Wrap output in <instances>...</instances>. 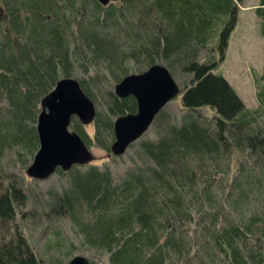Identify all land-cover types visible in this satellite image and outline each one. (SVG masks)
I'll return each instance as SVG.
<instances>
[{"label": "trees", "instance_id": "16d2710c", "mask_svg": "<svg viewBox=\"0 0 264 264\" xmlns=\"http://www.w3.org/2000/svg\"><path fill=\"white\" fill-rule=\"evenodd\" d=\"M240 1L0 0V97L6 102L0 114V264L43 262L28 235L35 211L24 210L30 204L25 171L38 147L32 124L59 78L70 77L73 63L85 68L87 62L94 70L103 63L114 82L127 74V62L137 71L164 63L189 76L178 94L185 113L179 123L163 109L157 114L155 138L137 144L150 165L126 170L117 185L107 170L88 163L57 169L68 188L59 196L49 191L48 208L69 217L80 243L101 252L107 264H264V122H258L264 120V67L253 76L257 106L251 109L212 55L222 53ZM254 11L264 38V0ZM73 36L78 45L71 51ZM202 50L211 53L204 61L198 60ZM75 79L94 103L87 82ZM105 97L107 113L95 114L92 125L110 153L113 120L135 112V101L113 90ZM206 108L213 116H201ZM74 124L89 147L82 124ZM53 235L58 247L59 229ZM72 249L70 241L65 254ZM48 262L62 264L54 256Z\"/></svg>", "mask_w": 264, "mask_h": 264}, {"label": "rangeland", "instance_id": "374dc122", "mask_svg": "<svg viewBox=\"0 0 264 264\" xmlns=\"http://www.w3.org/2000/svg\"><path fill=\"white\" fill-rule=\"evenodd\" d=\"M258 4V0H241L237 4V14L235 23L232 31L229 34L226 45L222 49L221 54L213 52L212 55L215 57L214 66H216L217 71H219L222 77L226 80L229 86L232 88L238 99L242 104L247 107L254 109L257 106L255 98V83L254 74L259 76L264 67V38L258 33V20L255 15V7ZM122 25V24H121ZM107 26L103 27L106 33H110ZM122 28V26H120ZM72 28H75L72 26ZM12 30V29H11ZM82 32V30H81ZM75 34V33H74ZM10 38H14L12 34H8ZM2 33L0 31V37ZM20 36V35H19ZM32 35L28 34V38L31 39ZM14 39L15 41L22 42V37L18 36ZM68 43L69 49L72 51L75 45H78L74 41V36ZM1 39V38H0ZM28 42V40H27ZM211 53H207L206 50L200 52V61H204L209 57ZM219 55V56H218ZM95 69L92 63L87 62L85 68H79L76 63H73V67L70 73V77L77 79H84L90 91L95 96L94 106L95 114L97 113H107V102L105 97V91L114 90V86L117 82H114L111 77L107 76V72L103 69V63L97 62ZM217 64V65H216ZM165 66L179 89L182 90L185 83H188L190 79L189 76L182 74L181 72H172L164 63L160 64ZM128 71L127 74L131 73H141L144 70L137 71L134 67H131L130 63L127 62ZM126 74V75H127ZM99 76L101 80H98L96 76ZM124 77V76H123ZM60 77L59 79H61ZM93 78V82L90 81ZM90 81V82H89ZM97 83L96 89L94 85L89 84ZM180 93V92H179ZM181 95H177L172 101H169L163 108L165 115L169 119L173 120L175 123H179L181 118L184 116L185 110L182 109L180 104ZM6 102L3 97H0V114L2 109L5 107ZM41 109V107H40ZM39 109V110H40ZM39 111H37L38 114ZM35 113V115H37ZM213 112L209 109H202L201 116L211 117ZM36 120V117H35ZM75 118L71 119L68 129L70 131H75ZM259 124H263L264 120L259 117ZM93 121L88 124L82 125L85 134L90 139V146L88 150L90 152V159L87 161L89 165L95 166L98 170H107L109 177L113 182V185H117L118 182L123 178L126 170H135L137 168H145V166L150 165V163L145 159L144 154H139L138 143L144 140H153L155 138V133L157 131V123L151 124L148 130L136 141H134L126 151L118 157L111 155L106 151L104 147L107 144L100 143L95 138V131L92 125ZM36 124V121H35ZM35 124L34 126L35 129ZM36 133V132H35ZM113 135V132H112ZM112 141H108V146L110 147ZM36 150V149H35ZM35 152V151H34ZM34 154V153H33ZM32 159V158H31ZM28 162V164L31 162ZM147 164V165H146ZM17 165L14 173L20 174ZM251 166V165H250ZM231 176L235 175L236 166L234 164L230 165ZM85 167L80 168L84 170ZM147 167L144 169L146 170ZM13 173V172H12ZM26 180V191L25 195L29 201L25 211L34 210L35 214L32 215V223L28 224L29 232L28 235L33 241V248L35 249L38 256L43 260L42 264H49L48 257L54 256L59 259L62 264H67V262L74 256H83L88 259L91 263L95 264H107L105 261V256L100 252H96L93 248L86 244H81L79 240V235L76 233V227H73L72 222L69 217L61 215H55L54 209H49L48 204L50 203L49 191H53V194L59 196L62 190L68 188L66 178L60 176L57 173L51 174L48 178L42 180H36L30 177H25ZM254 197V196H253ZM249 198L250 209H255L257 205L255 204L254 198ZM35 202L36 204L32 203ZM49 202V203H48ZM30 217V216H29ZM28 217V218H29ZM84 219V216H82ZM26 218V219H28ZM31 218V217H30ZM53 228L59 229L61 233V240H57L60 245L58 247L54 244L56 236L53 235ZM191 229V227H190ZM72 243L73 249L70 253L65 254L68 248V242ZM50 246V248L44 252V247ZM61 251H57L60 250ZM57 252H60L59 254Z\"/></svg>", "mask_w": 264, "mask_h": 264}, {"label": "water", "instance_id": "95a60500", "mask_svg": "<svg viewBox=\"0 0 264 264\" xmlns=\"http://www.w3.org/2000/svg\"><path fill=\"white\" fill-rule=\"evenodd\" d=\"M97 2L105 5L109 0ZM113 91L118 98L132 97L135 101V112L113 120V140L109 150L111 155L118 157L148 130L157 114L179 94L180 89L165 66L153 64L141 73L122 77ZM94 116V103L79 82L70 77L59 79L41 100L35 124L38 147L26 168V175L42 180L57 169L67 171L73 165L86 163L90 152L79 134L68 127L71 119L84 125ZM67 264L91 263L83 256H74Z\"/></svg>", "mask_w": 264, "mask_h": 264}]
</instances>
